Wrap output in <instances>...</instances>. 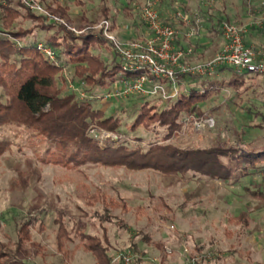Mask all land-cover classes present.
Wrapping results in <instances>:
<instances>
[{"label": "trees", "instance_id": "16d2710c", "mask_svg": "<svg viewBox=\"0 0 264 264\" xmlns=\"http://www.w3.org/2000/svg\"><path fill=\"white\" fill-rule=\"evenodd\" d=\"M100 1L103 3L102 15L108 18L107 0ZM181 7L190 23L176 21L172 13V23H168L171 19L168 17L164 24H171L176 30L179 28L180 36H174L173 44L182 51L191 46L194 52L199 50L198 45L186 41L182 33L186 26L195 27L204 41H210L214 36H220L222 21L237 25L236 19L232 22L224 14L216 18V9L187 13L184 3ZM262 11L264 4L257 13ZM95 19L96 16L89 22ZM26 21H30L29 27H23ZM251 31L254 32L251 36L255 47L264 51L261 42L264 29L253 26ZM103 33V28L77 33L64 23L47 20L46 15L32 11L23 0H0V128L16 125L36 133L45 140L46 161L70 170L82 171L85 166H98L203 178L240 186L250 196L264 201V191L253 189L249 183L252 178L264 180V99L258 107L252 102L235 104L230 101L236 107L232 116L239 129L232 143L221 141L217 134H210L207 125L194 127L195 120L212 114L213 110L205 111L204 107L221 94V88L228 89L241 100L249 91L260 90L264 76L238 75L233 69L222 67L218 72L227 70L233 74L227 80L183 77L188 86L174 97L165 99L156 94L146 96L139 103L131 101L128 111L131 122L127 123L121 115L107 112L99 105V100L109 94L116 83L136 77L122 69V58ZM244 40L246 44H252L248 39ZM193 51L180 61L192 62ZM64 71L70 73L69 81L64 78ZM150 79L170 87L164 80L151 76ZM68 82L80 90H67ZM254 85L257 87L252 90ZM185 118H189L188 123L183 122ZM9 146L8 141H0V155ZM104 192L98 189L88 198L85 207L76 205L82 213V216L76 215L78 220L69 208L57 209L53 219L56 238L76 242L79 248L94 256V264H124L122 261L112 263L110 251L113 249L106 229L118 219L111 211L118 207L129 210L128 201L114 188L111 196ZM94 201L98 202L97 206ZM22 218V225L15 224L18 251L21 244L30 241L29 226L36 222L43 226L38 217L21 215ZM228 221L244 227L248 223L242 213ZM87 227L101 228L102 234L90 233ZM136 238L134 235L130 239L128 249L142 255ZM141 241L152 242L145 233H142ZM153 245L163 250V243L153 242ZM16 250L0 240V264H30ZM164 258L165 253L161 260Z\"/></svg>", "mask_w": 264, "mask_h": 264}, {"label": "rangeland", "instance_id": "374dc122", "mask_svg": "<svg viewBox=\"0 0 264 264\" xmlns=\"http://www.w3.org/2000/svg\"><path fill=\"white\" fill-rule=\"evenodd\" d=\"M146 1L107 0L108 18L102 15L103 3L100 0H46L45 3L33 0L39 9L32 11L46 15L47 20L64 23L77 33L96 31L106 22L109 25L108 36L111 35L114 40L109 41L115 48V45L143 42L150 37L141 16ZM152 1L156 2L163 23H167L168 17L171 18L168 23H172L173 9H180L184 13L181 3L185 4L187 13L216 9V18L224 14L232 22L236 19V24L244 31V39L252 42L250 45L255 44L251 36L253 26L264 29L261 23L264 11L257 13L264 0ZM95 16L96 19L89 22ZM29 26L30 21L24 22L23 27ZM185 31L192 32V37H186V41L191 40L190 43L195 42L199 46L198 53H194L190 63L208 61L219 52L221 34L200 45L204 37L195 27L186 26ZM261 42L264 43V37ZM63 75L70 80V73L64 71ZM232 75L227 70L220 73L217 69L210 77L227 80ZM186 80L183 78L177 89L188 86ZM151 82L156 84L154 80ZM151 82L146 81L145 87ZM256 87L254 85L252 90ZM122 88V82L116 83L109 95ZM67 90L79 91L80 88L68 82ZM172 92L171 87L166 88L162 84L161 93L157 94L170 96ZM152 95L135 94L119 99L104 95L99 105L107 112L121 115L130 123L128 111L131 101L139 103ZM263 99V84L260 90L249 91L248 96L241 100L223 87L221 94L204 107L205 111L213 110L212 114L195 120L194 127L207 125L210 134H217L221 141L232 143L239 129L233 121L232 114L236 107L231 102L255 103L258 107ZM3 140L8 141L10 146L0 155V240L16 250L18 234L15 224L24 223L21 215L41 219L43 226L32 223L29 226L30 241L21 244L20 251L16 250L30 264H94V256L79 248L76 242L56 238L57 229L53 219L57 209L67 207L78 220L76 215L82 216V213L75 208L76 205L85 207L88 198L98 189L111 196L112 188L128 201L129 207V210L118 207L111 211L112 216L118 215V219L113 220L115 224L108 225L106 229L113 249L110 251L112 263L119 261L117 255L129 251L132 257L129 264H264V201L250 196L240 186L190 176L181 178L150 170L133 172L124 168L98 166H85L82 171L70 170L61 167V164L46 161L45 140L16 125L0 128V141ZM249 183L253 189L264 191L263 179L252 178ZM94 202L97 206L98 202ZM240 213L247 219L245 227L228 221ZM97 229L87 227L88 232L101 235V228ZM141 232L150 236L152 242L141 241ZM134 235L137 236V247L144 253L142 255L128 249ZM153 242L163 243V250L155 248Z\"/></svg>", "mask_w": 264, "mask_h": 264}, {"label": "built area", "instance_id": "2783aa9c", "mask_svg": "<svg viewBox=\"0 0 264 264\" xmlns=\"http://www.w3.org/2000/svg\"><path fill=\"white\" fill-rule=\"evenodd\" d=\"M23 2L31 10L39 9L33 0H23ZM141 16L150 37L143 42H132L122 46L114 44L123 61L122 69L134 73L136 77L122 81L123 88L115 90L111 93L112 95L107 94L108 97L113 96L119 99L135 94L145 96L161 93L162 85L152 84L150 76L156 80L166 81L174 91L170 96L163 94L162 97L165 99L177 94L180 90L177 89V86L183 77H210L215 70L222 67L231 68L238 75L264 76V51L254 45L246 44L244 31L238 25L222 23L220 28L222 45L219 52L208 61L192 64L180 61L183 56L191 55L192 49L188 48L186 51H182L174 48L173 38L177 34V30L162 22L155 1H146L142 7ZM173 17L176 21L190 23V19L180 11L175 12ZM261 23L264 24V19ZM101 26H103L105 36L114 41L111 35L108 36V23L104 22ZM186 36L191 38L192 32H187ZM45 52L50 54L49 51L45 50ZM146 81L151 82L150 89L145 87ZM188 121L189 118H185L183 122L188 123ZM131 258L129 251L117 255V260L124 264H129Z\"/></svg>", "mask_w": 264, "mask_h": 264}, {"label": "crops", "instance_id": "0c3cea01", "mask_svg": "<svg viewBox=\"0 0 264 264\" xmlns=\"http://www.w3.org/2000/svg\"><path fill=\"white\" fill-rule=\"evenodd\" d=\"M177 24H179V23H177ZM176 26H178V25H176ZM177 34L180 36V30H179V28H177ZM184 32V33H183ZM187 32L188 31H185V28H184V30L182 31V33H183V35H184V37L186 38L187 36ZM181 33V34H182ZM211 40H212V38H211ZM191 41V40H190ZM208 41L209 40H207L206 42L204 41L203 43L202 42H200V45H205V44H207L208 43ZM192 43V42H191ZM193 44H195V42H193ZM174 45V44H173ZM221 45H222V40H221ZM174 47H175V49H178V46L177 45H174ZM199 47V46H198ZM191 49H192V47H190ZM202 50H203V48H202ZM192 51H193V49H192ZM193 53H195L194 51H193ZM197 53H198V51H197ZM187 88V86L185 87V88H183V89H186Z\"/></svg>", "mask_w": 264, "mask_h": 264}]
</instances>
